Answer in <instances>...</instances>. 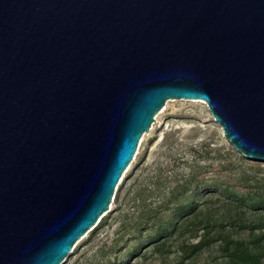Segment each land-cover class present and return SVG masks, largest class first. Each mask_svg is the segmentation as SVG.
Returning <instances> with one entry per match:
<instances>
[{"label":"water","instance_id":"1","mask_svg":"<svg viewBox=\"0 0 264 264\" xmlns=\"http://www.w3.org/2000/svg\"><path fill=\"white\" fill-rule=\"evenodd\" d=\"M171 99L264 162V0H0V264H61Z\"/></svg>","mask_w":264,"mask_h":264},{"label":"rangeland","instance_id":"2","mask_svg":"<svg viewBox=\"0 0 264 264\" xmlns=\"http://www.w3.org/2000/svg\"><path fill=\"white\" fill-rule=\"evenodd\" d=\"M154 173L159 174L166 187L189 181L186 198L191 204H198L212 193L216 196L222 188H228L231 196L237 199L250 198L257 188L264 189V162L248 160L236 152L226 142L205 103L167 100L117 184L109 209L74 244L61 264H176L178 254L173 251L161 256L150 253L145 259L130 256L138 242H143L140 246L144 250L149 241L146 238L129 241L126 235L121 239V214L125 212H120L119 208L138 206L140 203L134 201L133 194L128 191L137 181ZM163 194L156 190L146 194L144 200L162 201L166 196ZM255 213L250 212L248 216L254 226H258L254 221ZM214 256V252L210 255L205 252L198 260L183 264H220ZM260 263L264 264V259Z\"/></svg>","mask_w":264,"mask_h":264},{"label":"trees","instance_id":"3","mask_svg":"<svg viewBox=\"0 0 264 264\" xmlns=\"http://www.w3.org/2000/svg\"><path fill=\"white\" fill-rule=\"evenodd\" d=\"M163 185L159 174L143 177L128 191L140 204L133 202L134 206L119 208L120 212H125L121 214V239L126 235L129 241L142 238L149 241L145 248L148 250H143L140 246L143 242H138L130 256L145 259L150 253L161 256L173 251L178 254L176 264H183L198 260L205 252L209 255L214 252L213 259L217 257L220 264H261L264 259V189L257 188L250 198L237 199L228 188H222L216 196L212 193L198 204H191L186 198L189 181L177 182L172 187ZM156 190L166 195L162 201L144 200L146 194ZM215 190L213 187V192ZM250 212H256L254 221L258 226H254L248 216Z\"/></svg>","mask_w":264,"mask_h":264},{"label":"bare ground","instance_id":"4","mask_svg":"<svg viewBox=\"0 0 264 264\" xmlns=\"http://www.w3.org/2000/svg\"><path fill=\"white\" fill-rule=\"evenodd\" d=\"M197 102H201V103H205L204 101H198V100H196ZM206 104V103H205Z\"/></svg>","mask_w":264,"mask_h":264}]
</instances>
